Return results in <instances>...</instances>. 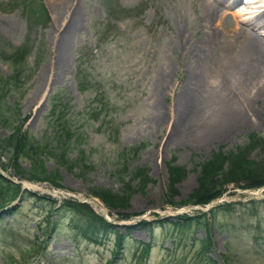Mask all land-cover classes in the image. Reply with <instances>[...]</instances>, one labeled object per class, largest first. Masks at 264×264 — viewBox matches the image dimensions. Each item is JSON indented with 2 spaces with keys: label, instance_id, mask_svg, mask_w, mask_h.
Returning <instances> with one entry per match:
<instances>
[{
  "label": "rangeland",
  "instance_id": "obj_1",
  "mask_svg": "<svg viewBox=\"0 0 264 264\" xmlns=\"http://www.w3.org/2000/svg\"><path fill=\"white\" fill-rule=\"evenodd\" d=\"M12 1L0 0V75L7 78L14 69L13 59L23 55L26 47L27 59L23 55L19 60L24 58V65L32 68L17 83V88L21 84L20 94L12 89L6 97V113H14L12 108L17 113L11 125L20 121L16 135L20 139L25 135L42 139L49 131L51 92L69 97L70 123L75 128L70 135L75 141L69 144L67 158L75 159L79 150L85 166H61L56 159L42 158L44 170H58L55 181L59 185L53 186L49 180L20 176L8 161L10 151H0V174L16 182L19 192L13 200L6 201L5 195L0 198L10 206L0 209V264H105L115 248L118 254L112 257L113 264H264L263 185L242 189L230 183L205 206L178 203L197 186L199 164L214 151L243 146L249 132L264 137V80L246 96L235 90L243 116L239 127L226 137L211 142H207L209 134L200 140H167L170 132L184 129H179L182 120L177 119L176 102L184 84L194 82L190 75L198 57L192 51L198 53L212 41L219 48L228 45L237 28L254 26L244 22L258 11H248L264 0H217L205 8L200 0H68L77 5V17L61 67L59 36L72 7L64 13L62 8L57 19L60 0H39L47 20L29 25ZM210 11L213 16L207 22ZM101 30L102 43L97 35ZM178 30L184 35L182 40L175 36ZM251 30L263 38V28ZM81 48L90 53L88 70L95 84L82 91L76 83V56ZM20 64L17 74L25 70ZM164 65L170 70L167 91L154 88ZM215 70L209 71L212 80ZM10 132L0 124V138ZM128 150L130 154H124ZM263 155L258 148L249 153L251 159ZM18 158L20 167L27 169L29 158ZM171 165L185 173L174 181L172 197L167 189ZM139 167L146 168L149 176L141 189L131 176ZM121 180L132 187L124 209H108L90 194L91 187L119 193L124 188ZM167 196L175 201L172 206L165 201ZM71 199L84 201L111 227L102 226L91 214L76 212L66 202ZM117 211L131 216L119 218ZM200 211L205 216L198 224L195 215ZM184 214L193 218L180 224ZM142 219L148 223L139 226Z\"/></svg>",
  "mask_w": 264,
  "mask_h": 264
},
{
  "label": "trees",
  "instance_id": "obj_2",
  "mask_svg": "<svg viewBox=\"0 0 264 264\" xmlns=\"http://www.w3.org/2000/svg\"><path fill=\"white\" fill-rule=\"evenodd\" d=\"M14 8L18 7L20 12L23 13V17L29 25L32 23L37 24L38 22H45L47 20V12L43 6V2L39 0H14ZM103 31H98V38L100 43L103 40ZM28 47L23 48V55L26 56L25 59L28 57ZM80 53L76 56L78 66L76 68V83L79 85V90H83L86 86H93V78L88 70V66L90 63L88 62V58L90 57V53L85 48H81ZM34 65L37 67V58L38 54L35 53ZM19 54V57L13 59L12 63L14 69L8 74L7 78H3L0 75V124L7 126L10 129V133L8 136L0 138V151L2 149H7L10 151L8 156V161L10 166L14 169L17 174L20 176H25L30 180H49L53 186H58L59 181H55L56 174L58 172L57 169L54 171H46L43 168L44 161L42 158L50 157L51 159H56V162L60 163L61 166H69V167H76V166H85L84 157H80L77 155L75 159H68L67 158V151H69V144L75 140H72L70 134H72L74 128V123H70V116H69V109L70 105H68L69 97L62 98L59 96L60 94L56 91L51 92V97L49 101H52V107L48 112V128L49 131L42 139H31L28 135H25L22 139L18 138L17 133L20 131V121L11 123L16 120L15 109H13L14 113H6L5 108L6 105V97L10 93V90L16 89V93L20 94L21 84L17 88V83L19 80L25 79V74H29L31 71V66L26 67L24 65L23 60L20 62V58L23 56ZM25 67V70L21 74H17L21 69V64ZM16 65V66H15ZM19 66V70H18ZM26 71H28L26 73ZM25 73V74H24ZM19 76L18 79L14 76ZM86 76L87 82H84V77ZM59 94V95H58ZM61 99H67L66 103H63ZM96 98L94 97V100ZM102 102V100H101ZM62 106V107H61ZM89 106V104H88ZM9 109V108H8ZM7 109V110H8ZM91 110H93L91 112ZM90 113L91 115H95L97 112L94 108H91ZM247 142L244 143L243 146H237L233 150L228 151H214L212 155L208 158L203 160L199 164L198 174L196 176V183L197 186L193 188V190L188 193L186 198L183 201L178 202L179 204H201L205 205V203L209 202L210 200H214L217 196H220L224 193L225 188L228 184H232L233 187H240L242 189L246 188H256L260 185L264 186V155L262 157H258L256 159H251L249 157V153L253 152L255 148L261 149L264 151V137L258 134L257 132H249L247 134ZM131 152H134V149H131ZM130 154L128 150L127 153ZM26 156L30 160V164H28L27 169H23L20 167V163L17 161L19 156ZM127 156L125 155V159ZM122 169H126L125 166ZM167 173L169 174V178L167 179V189L168 194L172 197L174 192L173 183L176 180H179L184 176V169L178 167V165H171L168 167ZM131 176L136 178L135 186L138 189L143 187V184L148 181L149 176L147 175L146 168H138L132 171ZM123 190L119 193H116L114 190L105 189L104 187L89 188L90 194L94 195V197L101 199L104 205L108 209H117L120 208L124 209L128 206V192L132 189L126 181L121 180ZM18 192V184L16 182H10L7 178L2 177L0 174V198L7 196L5 199L8 201L10 198L11 200L14 199V196L17 195ZM170 196H167L165 200L168 205H173L175 201H171ZM10 200V201H11ZM67 204L71 205V207L76 212H82L88 215L95 217L98 221H100L102 226L111 227L110 222L104 219L102 216H97L93 210L88 208L87 204L83 201L77 200H67ZM10 207L7 203H4L0 200V209L4 207ZM118 212V211H117ZM119 218L121 217H130V214L125 212L117 213ZM205 216V212H198L195 215L196 223H200L199 218ZM184 220L180 224H184L185 222H189V219H192L191 215H183L182 217ZM207 219L203 222V225H206ZM147 224V220L142 219L138 222L139 226L143 224ZM177 223V221H176ZM99 224V226H100ZM120 239V237H119ZM118 239L117 243L120 244L121 241ZM208 240V239H206ZM118 248V246H117ZM114 254L112 257H115L118 254V250L115 248ZM224 256V254H222ZM112 257L109 260H106L105 264H113ZM226 258V256H224Z\"/></svg>",
  "mask_w": 264,
  "mask_h": 264
},
{
  "label": "bare ground",
  "instance_id": "obj_3",
  "mask_svg": "<svg viewBox=\"0 0 264 264\" xmlns=\"http://www.w3.org/2000/svg\"><path fill=\"white\" fill-rule=\"evenodd\" d=\"M213 1L217 0H200L199 4L205 8V5L212 6ZM236 1L234 0L232 3H236ZM67 2L68 0L59 1L55 16L57 19L60 18L62 8H64L62 11L64 13L68 8L72 7V13L69 14L68 22L64 25L61 31L62 34L59 36L60 47L57 55L59 67L64 66L65 51L69 44L67 39L70 33L72 34L73 32L72 29L76 24L75 20L77 17V5L72 6L71 3L68 4ZM249 6L251 7V5ZM252 6L254 9L251 7L252 9H249L248 12L258 11V13L256 16L253 14L244 23L247 26L249 23L254 26H250L248 29L245 27L237 28L228 45L226 44L219 48L212 41V43L204 44L206 46L200 43V45H203V49H199L198 53L192 51V54L198 57L197 64L192 67V74L190 75L194 82L184 84L183 90L178 94V102H176L177 112L179 113L177 119L179 122L182 120L179 129L181 127H184V129L174 133L170 132L169 135L171 134V137L169 138L168 136L167 140L186 142L193 141V139L200 140V138H204L209 134L210 137L207 142H211L212 138L226 137L228 133L234 132L239 127V124H241L243 113L238 106L237 100L242 94H245L244 92H246V96L247 91H250L252 87H258L259 89V84L264 80V36L262 38L258 33H254L251 30L256 26L257 28L261 27L264 29V2ZM211 13V11L206 13L208 14L206 17L207 22L213 16ZM175 36L181 38V40L184 38L180 30L177 31ZM168 66H161L155 79V89L166 90L171 83L170 79H168V72L170 71L168 70ZM213 68L218 69V73L214 72L217 77L214 80H212L213 77H208L210 69ZM235 90L240 94L239 97ZM236 96L238 99H236ZM200 143L197 142L196 144L200 145Z\"/></svg>",
  "mask_w": 264,
  "mask_h": 264
}]
</instances>
